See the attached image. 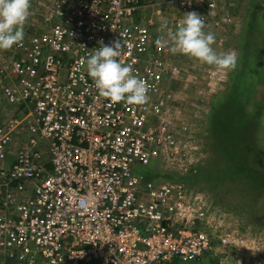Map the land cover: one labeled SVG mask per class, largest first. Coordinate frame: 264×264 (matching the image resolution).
<instances>
[{
    "label": "built area",
    "instance_id": "1",
    "mask_svg": "<svg viewBox=\"0 0 264 264\" xmlns=\"http://www.w3.org/2000/svg\"><path fill=\"white\" fill-rule=\"evenodd\" d=\"M158 2L39 0L38 25L0 50V264H206L229 240L203 226L207 201L183 181L207 150L197 123L174 117L181 65L143 16ZM101 41L120 42L145 103L100 95L86 61Z\"/></svg>",
    "mask_w": 264,
    "mask_h": 264
},
{
    "label": "rangeland",
    "instance_id": "2",
    "mask_svg": "<svg viewBox=\"0 0 264 264\" xmlns=\"http://www.w3.org/2000/svg\"><path fill=\"white\" fill-rule=\"evenodd\" d=\"M38 1L31 0L30 15L25 22L32 28L38 25V16L40 17L35 7L36 3V6H39ZM158 1V4L150 6L143 13V16H148L153 22L154 41L156 43L158 40L161 41L158 45L166 47L167 42L171 46L168 33L175 32L178 22L187 12H196L203 21V31L214 34L215 40L212 47L218 53L235 52L238 62L243 50L255 48L254 45L257 44L260 46V50L264 48V0H202L201 6L198 5L184 12L178 9L177 0ZM210 1L216 2V9L212 13L202 9ZM228 17L232 18V22L224 19ZM254 17L258 28L251 39L246 41L244 37L247 32L243 31L247 26V20ZM165 22L166 26L162 28L161 26ZM248 29L250 30L249 27ZM167 61L178 62L182 70L170 86L175 92L177 103L180 106L174 115L177 118L176 122H179L181 118H186L193 119V122L199 125L201 124L200 118H205V122L209 123L208 114L213 96L227 90V81L231 72L219 69L214 65L201 63L197 59L179 52L176 54L171 52ZM257 97L264 100L263 84L258 86ZM2 100L0 93V111L3 108ZM0 118L2 120L5 116ZM257 128L258 147L260 145L263 150L256 159L263 166L264 114ZM243 140L239 143L242 145L241 151L246 152L245 146L249 141L243 144ZM244 154L242 153V155ZM238 155L240 156L241 153ZM224 157V153L212 150L210 145L207 148V157H205L204 163L198 166V169L207 164V171L211 168L218 172L224 170V166H227ZM254 166V163H250V165L246 163L247 171L243 174L240 171L234 172L232 180L223 175H221V180H215V177L210 176L208 181L201 180L196 183L195 180H192L195 182L193 184L191 180L183 179L182 176L169 177L175 180L183 179L187 184L192 183L191 188L200 192L207 201V217L203 226L207 230H216L217 235L229 238L228 241L217 245L215 252L206 259V264H264V187H261V182L254 181ZM239 168L241 166L237 169ZM138 172L148 173L151 177H158V174L162 176L163 174L177 175L172 171L158 173L154 167L141 168ZM194 174L192 172L190 175Z\"/></svg>",
    "mask_w": 264,
    "mask_h": 264
},
{
    "label": "trees",
    "instance_id": "3",
    "mask_svg": "<svg viewBox=\"0 0 264 264\" xmlns=\"http://www.w3.org/2000/svg\"><path fill=\"white\" fill-rule=\"evenodd\" d=\"M255 17L247 20V26L243 31L247 32L244 37L246 41L250 40L253 33L257 31ZM248 27L252 31L247 30ZM254 47L243 50L236 67L229 70L231 73L227 81V90L213 96L208 114L209 123L205 122V118H200L201 124L198 125L200 133L203 134L206 150L211 145L212 150L224 153V161H226L227 166H224V170L219 172L213 168L207 171V164L201 169L199 168L200 170L196 166L185 176L193 184L195 182L192 180H195L196 183L201 180L208 181L210 176L215 177V180H221V175H223L232 180L234 179V172L240 171L243 174L247 171L245 169L246 163L249 165L254 163V181L261 182V187H264V165L262 166L256 159L263 150L260 145L258 147L259 140L256 131L264 114V100L257 97L258 86L264 85V48L260 50L258 44ZM191 121L193 122V120ZM242 140L243 144L249 141L248 145L245 146L246 152L241 151L242 145L239 142ZM213 142L215 144H212ZM239 153H241L240 156ZM242 153L245 154L242 155ZM221 158H223L222 155ZM239 166L241 168L237 169ZM192 172L193 174L194 172L197 173L191 176ZM157 176V179L161 177L160 174ZM162 177L169 179V177L177 178L179 175L163 174Z\"/></svg>",
    "mask_w": 264,
    "mask_h": 264
},
{
    "label": "clouds",
    "instance_id": "4",
    "mask_svg": "<svg viewBox=\"0 0 264 264\" xmlns=\"http://www.w3.org/2000/svg\"><path fill=\"white\" fill-rule=\"evenodd\" d=\"M30 9L31 0H0V50L11 49L23 41V25L30 15ZM165 26L166 22L161 27ZM168 36L173 54L179 52L225 71L236 67V53H218L212 47L215 36L203 31V21L196 12H187L177 24L175 32H169ZM100 45L86 61L87 73L100 95L112 102L145 103L148 87L143 79L133 74L131 65L123 64L118 59L120 42L104 44L101 41Z\"/></svg>",
    "mask_w": 264,
    "mask_h": 264
},
{
    "label": "crops",
    "instance_id": "5",
    "mask_svg": "<svg viewBox=\"0 0 264 264\" xmlns=\"http://www.w3.org/2000/svg\"><path fill=\"white\" fill-rule=\"evenodd\" d=\"M37 5V3H36ZM39 5V4H38ZM38 7V6H37ZM30 28V24H25L23 25V32H27V30Z\"/></svg>",
    "mask_w": 264,
    "mask_h": 264
}]
</instances>
